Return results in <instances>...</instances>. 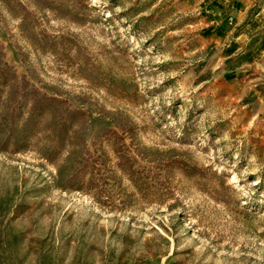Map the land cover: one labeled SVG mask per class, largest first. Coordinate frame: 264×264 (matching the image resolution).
Wrapping results in <instances>:
<instances>
[{"label": "rangeland", "instance_id": "rangeland-1", "mask_svg": "<svg viewBox=\"0 0 264 264\" xmlns=\"http://www.w3.org/2000/svg\"><path fill=\"white\" fill-rule=\"evenodd\" d=\"M264 0H0V264H264Z\"/></svg>", "mask_w": 264, "mask_h": 264}, {"label": "crops", "instance_id": "crops-1", "mask_svg": "<svg viewBox=\"0 0 264 264\" xmlns=\"http://www.w3.org/2000/svg\"><path fill=\"white\" fill-rule=\"evenodd\" d=\"M249 1V0H248ZM262 8V10H263V13H264V4H263V6L261 7Z\"/></svg>", "mask_w": 264, "mask_h": 264}]
</instances>
